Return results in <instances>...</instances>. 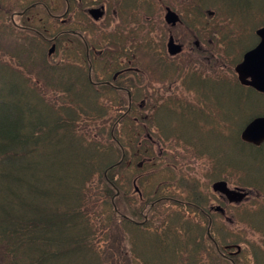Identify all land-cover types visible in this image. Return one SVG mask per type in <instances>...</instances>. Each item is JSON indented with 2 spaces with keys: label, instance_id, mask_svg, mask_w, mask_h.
Here are the masks:
<instances>
[{
  "label": "trees",
  "instance_id": "obj_1",
  "mask_svg": "<svg viewBox=\"0 0 264 264\" xmlns=\"http://www.w3.org/2000/svg\"><path fill=\"white\" fill-rule=\"evenodd\" d=\"M221 2L229 7L218 2L208 5L237 29L240 20L234 18L243 20L239 33L217 32L215 39L207 36L205 68L198 58L193 66L202 68L191 69L182 56H145V74L151 80L175 81L185 91L201 84L196 92L198 99L191 100L199 105L197 115H189L187 107L194 104L184 93L147 97L149 81L145 77L143 107L135 104L140 93L137 85L131 84L126 86L131 104L110 103L107 106L115 112L110 115L97 98L91 97L85 56L71 55L69 63L60 62L69 66L54 68L44 49L34 46L35 40L27 52L23 39L8 38V47L0 45V71L17 74L23 81L20 93H12L17 99L13 106L7 107L0 97V264H230L220 257L217 261L198 259L204 244L209 256L218 254L207 236L206 218L195 223L186 215L187 203H199L200 176L188 171L183 158H177L179 143L187 154L213 169L206 178L221 174L217 169L223 174L232 171L252 175L240 155L254 147L240 140V132L252 118L264 116V95L241 86L234 66L241 54L256 44L249 31L264 21L259 22L261 14H256L247 25L244 17L251 9L242 5V0ZM212 32L213 26H209ZM2 35L0 32V40ZM78 61L81 67L71 66ZM33 71H37L35 79L44 87L65 97L62 108L42 96L41 87L30 82ZM73 80L79 86L76 93L60 86ZM81 84L86 86L83 92ZM31 96L41 104L42 113L59 115H22L26 112L23 108L33 113ZM79 96L84 103L77 99ZM174 106L177 108L172 111ZM168 149L167 162L161 157L167 156ZM253 150L254 159L257 155L263 163V147ZM142 159L141 169L136 166L128 170V161L133 165ZM262 165L257 174L264 175ZM193 178L199 185L195 195L175 191L164 194L162 189L155 193L161 181L173 182V190H185L184 179ZM135 179L143 201L132 191ZM244 184L264 191V177ZM148 203L156 207L146 209L149 219L140 229L135 222L143 220ZM171 209L176 210L175 219H164ZM257 212L249 232L264 238V201ZM236 217L241 222L246 219L241 212ZM244 232L220 236L228 237V242L220 246L222 250L238 246L234 255L237 264H246L243 255L252 245ZM211 235L218 239V232ZM181 255L191 260L181 262Z\"/></svg>",
  "mask_w": 264,
  "mask_h": 264
},
{
  "label": "flooded vegetation",
  "instance_id": "obj_2",
  "mask_svg": "<svg viewBox=\"0 0 264 264\" xmlns=\"http://www.w3.org/2000/svg\"><path fill=\"white\" fill-rule=\"evenodd\" d=\"M188 0H0V7L7 8L9 19L20 29L28 32L34 31L38 33L36 28L33 29L34 22L45 25L48 13L62 24V32H68L72 37L66 38V41L74 44L82 41L86 46L85 51L88 54H99L102 48L112 45V40H118L127 35L128 30L136 24L142 22V17L137 14V10L144 9V4L149 8L146 19L149 21L143 28L150 26L149 33L152 38V45L159 51L161 45L159 34L160 30L164 32V21L166 12L171 10L178 13L180 24L178 26L166 27L168 33H180L184 38H190L189 26L184 25V21L188 24L192 20L200 17V21H206L205 3L206 0H200L201 6L192 14L189 6L186 4ZM37 5V6H36ZM34 8V9H33ZM22 11H17L21 10ZM54 11L55 13H53ZM11 12V13H9ZM49 16V15H48ZM39 34V33H38ZM178 42L177 39H175ZM168 39L164 47L167 50ZM90 46L94 49L90 51ZM108 72L111 71V65L106 66ZM135 69L131 61H127V66L121 63L118 71H121L117 77L125 80L124 74L126 70ZM140 69L137 68V72ZM115 79V78H114ZM112 77V82L115 81ZM141 78L138 77V81ZM108 82L104 83L107 85ZM93 84H100L94 82ZM112 90L118 91L116 85H108ZM140 101L144 102L143 96ZM206 215V212L204 213ZM222 257H224L222 255ZM213 258V257H211ZM230 259V257H227ZM180 260H185L186 256H179ZM207 259V256H202Z\"/></svg>",
  "mask_w": 264,
  "mask_h": 264
},
{
  "label": "rangeland",
  "instance_id": "obj_3",
  "mask_svg": "<svg viewBox=\"0 0 264 264\" xmlns=\"http://www.w3.org/2000/svg\"><path fill=\"white\" fill-rule=\"evenodd\" d=\"M242 5H244L245 7H249L251 9V12L248 13L244 17L245 24L249 25V23H252L253 16L256 14H261V16L259 17L260 18L259 22L264 21V19H263V17H264V0H242ZM254 31H255V29L252 31L253 36L250 32L249 33H250V36L253 38L254 43H256L257 40H256V37L254 35ZM236 32L239 33V31H236ZM248 42H249V40H248ZM235 52L239 53V51H235ZM243 53L242 54L239 53V54L243 55ZM119 60L123 61V60H126V58L122 57V59H119ZM238 62H240V60ZM122 63H124V62H122ZM36 73H37V71L32 72L33 83H35L34 79L38 77ZM22 83H23L22 79L17 74H10L7 72L0 71V97L4 100V102H5L4 104L5 105L7 104L6 105L7 107L13 106L12 103L17 102L16 97H13L12 93H15L16 95H17L16 91H18L20 93V91L22 90ZM177 87L179 88V85H177V84L173 85L174 91L180 92L181 89L180 88L176 89ZM41 88H43V87H41ZM43 89L46 90L45 88H43ZM104 99L108 100L106 96L104 97ZM112 99H113V97H112ZM22 100L25 101L26 98L22 97ZM30 100H31V104L34 105L33 113H30L26 108H23L26 112H23L22 115H43L41 104L39 102H37L34 98H32V96L30 97ZM189 101H191V100L189 99ZM192 103L194 104L193 107H187L188 112L190 113L189 115H197L198 111H199V105L194 103V102H192ZM105 107L107 108V112L110 115H115V112H111V108L109 106H105ZM175 108H177V107L176 106L172 107V111L175 110ZM201 108L204 109L205 107L201 106ZM263 149H264V146H263ZM166 153H167V156H164L161 153L162 154L161 158L164 161L168 162L169 158H170V156H169L170 155V149H168L166 151ZM179 153H180L181 157L185 160V163L187 165H191V167L189 168L188 171L191 173H197L200 176L199 183L201 185L204 182V181H202V179L204 176L203 175L204 169L206 168V166H205L206 164L204 163V161L202 159H194L192 156H190L189 154L184 152L182 148H179ZM255 154H256V152L253 149L246 148L245 153L242 154V156L240 155V159L242 161V164L244 166H246V168L248 169V171L250 173H252L251 177L248 176V179H251V180H258V179L264 177V175L256 173L259 171V165H262L264 162L259 163L257 155L254 159ZM263 167H264V164L262 165V169H263ZM166 174L170 175V173H166ZM236 181L238 182V180H236ZM194 182H195V178L187 181V184H188V186L192 187L195 190L199 187V185L194 183ZM204 185L205 184L203 183L202 186H204ZM167 190L170 192L175 191L176 193H179L182 195H187V193H188L187 189H185V190H183V189L173 190V188H171V185H169V188ZM258 200H261V203ZM250 201H251V203L255 202L256 205H260L263 203L264 198L262 196H256L255 200L250 199ZM243 234L248 237L246 239H248L250 242H260L261 241L260 237H254L252 235V233L249 231L244 232Z\"/></svg>",
  "mask_w": 264,
  "mask_h": 264
},
{
  "label": "water",
  "instance_id": "obj_4",
  "mask_svg": "<svg viewBox=\"0 0 264 264\" xmlns=\"http://www.w3.org/2000/svg\"><path fill=\"white\" fill-rule=\"evenodd\" d=\"M256 34L260 38L259 43L244 54L243 60L235 67V72L243 86L251 87L264 94V27L259 29ZM174 47L172 54L180 51L179 46L174 45ZM241 139L253 145H260L264 142V117L252 120L243 129ZM213 189L225 194L231 202L241 200L243 197L242 194L228 190L223 182L214 184Z\"/></svg>",
  "mask_w": 264,
  "mask_h": 264
}]
</instances>
